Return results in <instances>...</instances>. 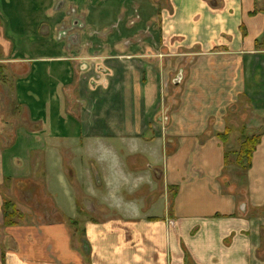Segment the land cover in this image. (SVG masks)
Returning a JSON list of instances; mask_svg holds the SVG:
<instances>
[{"label": "crops", "instance_id": "crops-1", "mask_svg": "<svg viewBox=\"0 0 264 264\" xmlns=\"http://www.w3.org/2000/svg\"><path fill=\"white\" fill-rule=\"evenodd\" d=\"M132 4L121 31L88 34L95 55L28 59L24 80L53 64L44 77L86 145L35 126L22 96L17 115L0 108V264H264V0H149L147 19ZM252 133L250 167L225 164ZM21 195L62 204L63 220L4 225ZM76 212L88 218L71 227Z\"/></svg>", "mask_w": 264, "mask_h": 264}, {"label": "rangeland", "instance_id": "rangeland-1", "mask_svg": "<svg viewBox=\"0 0 264 264\" xmlns=\"http://www.w3.org/2000/svg\"><path fill=\"white\" fill-rule=\"evenodd\" d=\"M148 1L149 0H0L1 116L5 115V117H8L17 115L18 111H16L17 108L15 104H17L19 100L18 98L22 96V100L18 103L29 112L30 120L34 122L33 124L35 126L43 124V126L47 127L49 133L52 132V130H61V134L66 132L65 134L68 136L64 141H69V143L71 142L74 146H77L78 143L86 145L88 141L83 138V134H75L78 130L76 129V121H79V119L73 113L67 114L60 103L61 90L57 89L58 83L53 84L51 80L49 82L48 79L44 77L46 76L44 75V67L49 65V67L52 68L53 64L35 63L34 67L32 66L34 69L32 74L34 76L28 75L27 80H24L23 77L26 76L29 71L30 61H28V59L49 52L48 49H52L53 46L55 48L59 46L63 56H68V50L79 53L87 52L88 55L93 56L95 52H99V42L96 38H92V41L88 40V34H94L97 37L105 32L117 33L119 30L121 31L123 23L119 20L123 12L121 10L122 2L129 4L133 3V7L130 8L127 14L132 13L134 15V9H136V16L138 13L139 16L143 17L144 15L145 19H147V15L150 11L148 9ZM163 3L164 0H157V8L159 9ZM32 5H36L33 11L30 10ZM132 17H130L131 20ZM30 20H33L34 23L30 22ZM74 34L79 35L80 38V42L77 45H73L75 43L72 42V38H70V36H74ZM41 37H43V39H41ZM57 39L59 40L58 42H56ZM91 45L93 46L91 47ZM15 49L20 52V54H16L15 57L25 59L21 64H17L12 54L7 56L10 50H12L11 53H14L13 50ZM89 61L90 70H86L87 72L81 71L76 67L75 70L78 73L77 75L86 77L87 73L96 71L93 68V64H91V60ZM61 69L63 68L61 67ZM35 72L42 73V77H37ZM21 110H24V108ZM35 120H37L38 124ZM54 121H56V123L53 128L51 122ZM58 122H60L61 126L56 127ZM45 127L43 131H45L44 134L46 135ZM37 131H41V129L38 128ZM78 139L79 142L77 141ZM64 156H68V149L65 151ZM83 157L85 159V155ZM46 198L47 197L44 196L35 198L21 195L19 197V203L15 204V206L20 208L19 211L21 212V218L17 224L24 221L47 223L63 220L59 217L58 213L55 212L57 208L62 209L60 207L62 204H52L50 200ZM91 204L93 206L95 203ZM161 204L158 203L155 206L154 213L160 214L163 209V205ZM52 205L56 207L54 208ZM112 206H115V204H112ZM31 210L36 211V213H41L39 215L40 217H26V211ZM117 211L122 212L120 208ZM109 214H115L112 208L108 212V215ZM87 218L88 217L81 216L76 212L74 218H69V221L65 218L64 222L74 227V225H79Z\"/></svg>", "mask_w": 264, "mask_h": 264}, {"label": "trees", "instance_id": "trees-1", "mask_svg": "<svg viewBox=\"0 0 264 264\" xmlns=\"http://www.w3.org/2000/svg\"><path fill=\"white\" fill-rule=\"evenodd\" d=\"M36 5H32L30 10H34ZM227 133H223L219 135L220 139L225 141ZM244 137L241 139V144L238 151L233 153L226 152L225 153V164L229 163L230 159L235 158L234 162L238 167L243 170H246L250 167L252 154L255 151L257 145L260 142V133H252L250 135H243ZM2 213H3V223L7 226L15 225L21 218V212L15 206V203L5 199L2 205Z\"/></svg>", "mask_w": 264, "mask_h": 264}, {"label": "flooded vegetation", "instance_id": "flooded-vegetation-1", "mask_svg": "<svg viewBox=\"0 0 264 264\" xmlns=\"http://www.w3.org/2000/svg\"><path fill=\"white\" fill-rule=\"evenodd\" d=\"M57 41H59V40L57 39Z\"/></svg>", "mask_w": 264, "mask_h": 264}]
</instances>
